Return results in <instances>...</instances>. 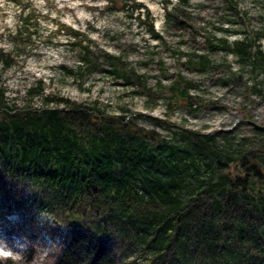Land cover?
<instances>
[{"label": "rangeland", "instance_id": "obj_1", "mask_svg": "<svg viewBox=\"0 0 264 264\" xmlns=\"http://www.w3.org/2000/svg\"><path fill=\"white\" fill-rule=\"evenodd\" d=\"M135 2L142 8L134 7L132 0H0V48L14 55L10 65L0 57V86L9 105L46 106L42 97L27 96L41 79L46 94L155 129L167 149L178 148L189 164L187 188L194 189L197 180L211 174L183 150L194 144L190 132L214 138L222 154L255 152L264 165V131L253 126L264 124V0H189L186 5L172 0L168 8L165 0ZM179 7L181 13L167 16V10L177 12ZM151 20L158 36L148 28ZM221 38L249 42L251 52H261L258 62L246 63L236 53L212 49L210 40L217 43ZM79 40L94 52L95 67L90 68ZM202 54L219 65L199 71L189 59ZM110 56L119 58L115 62L120 70H134L141 80L126 85L123 78L111 75ZM68 69L84 76H73ZM179 76L191 84L193 103L174 98L172 86ZM15 181L9 195L0 189V242H7L0 247L11 252L0 257V264H53L68 244L69 230L56 223L52 212L21 208L17 193L39 195L41 190L27 179ZM103 224V231L109 232L110 224ZM128 234L119 239L121 263L164 264L158 257L168 248L148 244V232ZM110 235L113 240L115 233ZM249 249L224 248L221 252L227 256L216 264H264L262 245ZM178 254L176 250L172 264H200L204 257L199 252L192 256L195 263H189Z\"/></svg>", "mask_w": 264, "mask_h": 264}, {"label": "trees", "instance_id": "obj_2", "mask_svg": "<svg viewBox=\"0 0 264 264\" xmlns=\"http://www.w3.org/2000/svg\"><path fill=\"white\" fill-rule=\"evenodd\" d=\"M171 1L165 0L167 8ZM181 2L186 5L189 0ZM182 11V7L177 12L167 10V16ZM148 28L158 36L152 20ZM79 43L90 68L95 67L94 52ZM209 43L212 49L231 51L251 64L258 62L261 53L251 52L244 40L231 43L221 38ZM0 57L5 65L14 61L13 52L1 48ZM110 57L111 75L123 78L126 85L141 80L134 70H120L115 62L119 58ZM197 58L191 56L189 62L201 72L219 65L203 54ZM68 72L84 76L81 71ZM190 85L179 76L172 86L174 98L193 103ZM43 89L40 79L28 90V98L38 95L47 104L33 109L9 105L5 87L0 86V189L9 195L15 180L33 182L41 193L24 197L17 193L21 208L52 212L56 223L67 226L68 244L53 264H133V260L119 261V239L126 231L127 235L148 232V244L168 248L158 257L164 264H172L176 250L177 257L189 263H195L192 256L201 252L200 264L209 260L216 264L227 256L221 252L224 248L247 250L262 245L264 249V165L255 152L222 154L214 138L188 133L194 144L183 150L192 153L191 162L206 165L211 174L197 180L194 189L187 188L189 164L182 161L178 148L167 149L155 129L126 121L124 115L97 118L94 111L106 113ZM51 103L65 107H50ZM103 223L110 224L109 232L103 231ZM111 233H115L113 240Z\"/></svg>", "mask_w": 264, "mask_h": 264}, {"label": "water", "instance_id": "obj_3", "mask_svg": "<svg viewBox=\"0 0 264 264\" xmlns=\"http://www.w3.org/2000/svg\"><path fill=\"white\" fill-rule=\"evenodd\" d=\"M94 114L97 118H100V117H105V118H115V119H120L119 116H116V115H111V114H97L95 111H94ZM126 124V122H125ZM253 126L256 128V129H259V130H263L264 131V124H257V123H254L253 122Z\"/></svg>", "mask_w": 264, "mask_h": 264}, {"label": "clouds", "instance_id": "obj_4", "mask_svg": "<svg viewBox=\"0 0 264 264\" xmlns=\"http://www.w3.org/2000/svg\"><path fill=\"white\" fill-rule=\"evenodd\" d=\"M0 244H3L4 246H7V242L6 241L0 242ZM10 255H11L10 251L9 252H5L4 251V247H0V257L7 258Z\"/></svg>", "mask_w": 264, "mask_h": 264}]
</instances>
